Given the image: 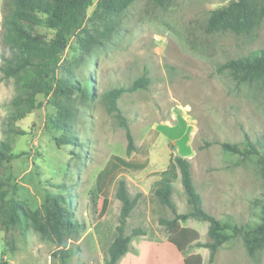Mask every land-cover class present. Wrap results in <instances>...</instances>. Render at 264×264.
Here are the masks:
<instances>
[{"label":"rangeland","instance_id":"obj_1","mask_svg":"<svg viewBox=\"0 0 264 264\" xmlns=\"http://www.w3.org/2000/svg\"><path fill=\"white\" fill-rule=\"evenodd\" d=\"M7 1L0 0V66L13 56L3 42ZM231 1L172 0L161 8L150 0H136L114 19L108 39H97L88 53L72 37L62 65L78 82L90 78L93 90L88 100L78 94L74 97L76 115L71 131L78 146H56L54 139L62 131L49 124L57 112L50 98L38 95L42 107L17 122L26 134L14 137L12 153L17 157L4 163L11 169L14 189L5 199L21 201L36 210L46 195H60V203L72 213V220L85 226L67 241L69 247L78 248L79 264H106L107 249L119 225L121 204L112 186L98 202L96 222L90 218L88 195L96 175L113 155L125 160L142 158L139 151L126 153L125 131L115 113L109 111L104 94L128 88L143 75L149 79L147 88L123 94L116 105L135 147L151 142L150 165L140 171H124V176L141 192L149 193L155 173L167 166L170 152L179 155L189 149L193 183L205 212L216 219L228 215L242 225L251 219L252 202L264 199V171L253 160L228 158L222 150L224 143L246 139L264 146V85L237 84L229 74L218 72L227 61L264 50V18L247 35L205 32L210 13ZM95 3L85 22L93 35L98 26L93 17ZM35 31L46 40L54 35L43 27ZM15 94L14 79H4L0 71V142L7 137L6 123ZM181 189L176 182L172 202L178 213H187ZM163 212L169 219L174 217L170 210ZM180 225L195 230L200 243L210 241L207 223L188 219ZM145 227L147 235L132 238L120 264H183L191 255H200L202 264H264V249L249 255L241 237L222 244L212 261L206 248L190 246L180 253L167 241L157 215L143 206L136 207L126 219L123 234ZM5 237L0 231V264H49V255L55 250L52 242L32 229L23 236L13 233V252Z\"/></svg>","mask_w":264,"mask_h":264},{"label":"trees","instance_id":"obj_2","mask_svg":"<svg viewBox=\"0 0 264 264\" xmlns=\"http://www.w3.org/2000/svg\"><path fill=\"white\" fill-rule=\"evenodd\" d=\"M136 0H96L93 17L98 26L95 35L86 27L87 12L94 0H8L4 4L2 19L3 42L13 56L0 66L4 79L13 78L16 94L11 101L12 113L7 119L6 139L0 142V231L5 233V242L11 252L15 251L13 233L23 236L28 229L37 232L42 239L52 242L55 250L49 255V264H79L78 248H71L67 241L73 234L84 229V224L72 220V213L60 203V195H46L39 209L30 210L21 201L6 200L13 192L12 172L9 163L14 155V137L25 135L17 122L33 110L42 107L36 97L50 98V104L56 108V115L49 120L54 129L62 135L54 139L56 146H78L71 125L76 115L74 97L78 94L83 100L93 97L92 80L78 82L71 77L69 68L62 65V55L72 37L83 52L88 53L97 39H108L113 30V21ZM154 5L164 8L172 0H150ZM264 18V0H233L226 6L213 10L205 24V32H232L250 34ZM37 27L54 32L46 40L36 33ZM218 72L229 74L237 84L264 85V50H258L247 57L224 63ZM149 79L143 75L128 88H115L104 94L109 111L125 131L126 153L138 152L142 158L125 160L113 155L98 172L89 191L88 205L92 222H96V212L100 198L106 197L112 186L114 197L120 202L119 225L115 237L107 249L106 264H117L129 249L132 238L147 235L148 228L133 229L124 236L125 221L138 206L157 215L158 224L164 228L167 241L178 252L184 253L190 246L206 248L212 261L216 250L224 243L241 237L249 255L264 249V199L252 202L253 214L245 224L234 222L226 215L216 219L202 207V200L193 183L190 160L170 152L165 170L155 173L159 179L152 184L148 194L141 192L135 184L124 176V171H140L149 165V147L146 142L137 149L126 120L119 112L116 102L126 93L145 90ZM157 134V133H156ZM172 148V145H170ZM224 156L228 158H248L264 171V146L246 139L242 143L222 144ZM141 152V153H140ZM179 177L182 192L189 207L187 213H178L172 202L173 182ZM133 192H136L135 194ZM62 200L64 198L62 197ZM112 203H110L111 205ZM170 210L173 218L163 212ZM194 219L208 224L209 242L200 243L198 233L180 223ZM96 226V225H95ZM183 264H202L200 255H191L183 259Z\"/></svg>","mask_w":264,"mask_h":264},{"label":"crops","instance_id":"obj_3","mask_svg":"<svg viewBox=\"0 0 264 264\" xmlns=\"http://www.w3.org/2000/svg\"><path fill=\"white\" fill-rule=\"evenodd\" d=\"M187 140V137L185 136L184 137V141H186ZM191 154H192V151L191 150H184L183 152H180V154H179V156H181V157H184V158H187V159H189L190 160V157H191ZM149 163H150V161H149ZM150 165V164H149ZM166 165H168V164H166ZM166 167L167 166H165V167H163L162 169H160L159 171H157V172H160V171H163V170H165L166 169ZM156 172V173H157ZM156 179H154L153 180V182L151 183V185L154 183V182H156L158 179H159V177L156 175ZM180 182V179H179V177L177 178V180H175L174 182H173V192H174V189H175V184H176V182ZM182 190V189H181ZM173 192H172V196H173ZM146 194H148V193H146ZM183 227V226H182ZM122 258V257H121ZM120 258V260H122ZM120 260L117 262V264H120Z\"/></svg>","mask_w":264,"mask_h":264}]
</instances>
